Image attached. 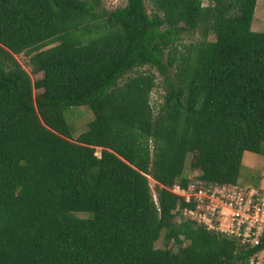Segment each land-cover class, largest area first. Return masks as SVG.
I'll list each match as a JSON object with an SVG mask.
<instances>
[{
	"label": "trees",
	"instance_id": "1",
	"mask_svg": "<svg viewBox=\"0 0 264 264\" xmlns=\"http://www.w3.org/2000/svg\"><path fill=\"white\" fill-rule=\"evenodd\" d=\"M202 1L149 0L148 13L144 0H0V264H251L264 251V236L243 248L182 220L169 191L189 154L216 184L236 183L244 152L264 156L256 0ZM72 106L93 115L77 142ZM160 237L182 259L155 249Z\"/></svg>",
	"mask_w": 264,
	"mask_h": 264
},
{
	"label": "built area",
	"instance_id": "2",
	"mask_svg": "<svg viewBox=\"0 0 264 264\" xmlns=\"http://www.w3.org/2000/svg\"><path fill=\"white\" fill-rule=\"evenodd\" d=\"M169 191L184 204L176 209L182 220L231 237L243 248L260 244L264 236V190L207 182L194 174L185 186L174 184ZM249 262L252 264L253 259Z\"/></svg>",
	"mask_w": 264,
	"mask_h": 264
},
{
	"label": "rangeland",
	"instance_id": "3",
	"mask_svg": "<svg viewBox=\"0 0 264 264\" xmlns=\"http://www.w3.org/2000/svg\"><path fill=\"white\" fill-rule=\"evenodd\" d=\"M90 1V0H84ZM126 4V0H98L97 10H113L116 8H121ZM146 11L149 13L151 11V5L149 0H144ZM203 5H206V0L202 1ZM264 25V0H256L255 9L252 18L251 28L254 31H260ZM199 39L197 33L194 34H183L181 36V43L187 44L194 42ZM209 40H213V36H208ZM55 45V43L49 45L48 47ZM15 60L20 64V66L29 74L32 81L41 78V72L33 71L34 66L29 64V56L18 54L14 56ZM152 72L156 76V87L150 93V103L153 109V113L156 114L157 108L161 103V96L163 94V83L162 78L158 75L155 69H152ZM127 76V75H126ZM36 93V91H35ZM63 116L66 124L68 125L71 132V141L77 142L86 129L87 123L93 118V115L90 109L87 106H72L65 108L63 110ZM96 155L98 156L99 150L96 149ZM194 159L193 154H189L186 157L185 171L184 175L187 177L197 174V167L192 163ZM187 170V171H186ZM186 172V173H185ZM150 188L153 190L154 182L151 179H148ZM236 183L242 186H249L253 188H264V156L244 152L241 157L239 174ZM263 190V189H262ZM154 194V192L152 191ZM77 220L79 223L85 224L89 223V216L85 213H77ZM184 245V244H183ZM155 249H169L174 256H177V259H182L180 254H178L179 246L175 243L169 242L166 245L164 244L162 238L160 237L154 244ZM178 254V255H177ZM253 264H264V251L259 252Z\"/></svg>",
	"mask_w": 264,
	"mask_h": 264
},
{
	"label": "crops",
	"instance_id": "4",
	"mask_svg": "<svg viewBox=\"0 0 264 264\" xmlns=\"http://www.w3.org/2000/svg\"><path fill=\"white\" fill-rule=\"evenodd\" d=\"M261 189H263V190H264V188H261Z\"/></svg>",
	"mask_w": 264,
	"mask_h": 264
}]
</instances>
